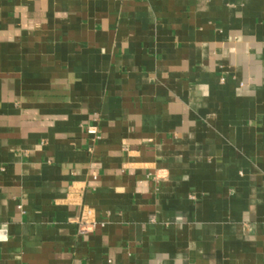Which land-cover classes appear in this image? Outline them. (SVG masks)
I'll return each mask as SVG.
<instances>
[{
	"label": "crops",
	"instance_id": "obj_1",
	"mask_svg": "<svg viewBox=\"0 0 264 264\" xmlns=\"http://www.w3.org/2000/svg\"><path fill=\"white\" fill-rule=\"evenodd\" d=\"M0 235V264H264V0H0Z\"/></svg>",
	"mask_w": 264,
	"mask_h": 264
},
{
	"label": "built area",
	"instance_id": "obj_2",
	"mask_svg": "<svg viewBox=\"0 0 264 264\" xmlns=\"http://www.w3.org/2000/svg\"><path fill=\"white\" fill-rule=\"evenodd\" d=\"M87 133L92 136L93 140H98L101 138L100 132H99L97 126H95V125L88 126ZM101 225H104V224H101ZM97 226H98V223H96V222L87 223L84 220H81L79 230H80V232L90 231V230H93L94 228H96Z\"/></svg>",
	"mask_w": 264,
	"mask_h": 264
},
{
	"label": "clouds",
	"instance_id": "obj_3",
	"mask_svg": "<svg viewBox=\"0 0 264 264\" xmlns=\"http://www.w3.org/2000/svg\"><path fill=\"white\" fill-rule=\"evenodd\" d=\"M0 239H6V237L3 235H0Z\"/></svg>",
	"mask_w": 264,
	"mask_h": 264
}]
</instances>
